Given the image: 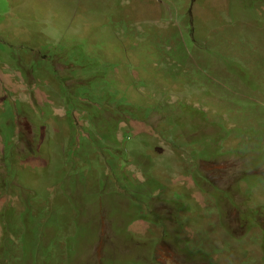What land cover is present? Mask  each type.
<instances>
[{
    "label": "rangeland",
    "instance_id": "1",
    "mask_svg": "<svg viewBox=\"0 0 264 264\" xmlns=\"http://www.w3.org/2000/svg\"><path fill=\"white\" fill-rule=\"evenodd\" d=\"M36 259L264 264V0H0V263Z\"/></svg>",
    "mask_w": 264,
    "mask_h": 264
},
{
    "label": "trees",
    "instance_id": "2",
    "mask_svg": "<svg viewBox=\"0 0 264 264\" xmlns=\"http://www.w3.org/2000/svg\"><path fill=\"white\" fill-rule=\"evenodd\" d=\"M22 218L25 220V222H27V217L25 216V213H23V216H22ZM54 218H55V216H54ZM54 218L53 217H51V218H49L50 220L49 221H47V222H45V227L47 228V227H50V226H52V225H49V224H53L54 222H55V220H54ZM3 223H4V225H5V227H7V229L12 225V221H10V220H3ZM29 229L27 228V230H26V233H25V236L24 237H21V235L19 236V239L22 241V242H18L19 244H21L22 246H21V249L23 248V249H26L27 247H28V245L26 244V237H27V235L29 234ZM25 240V241H24ZM12 241V240H11ZM12 242H14V241H12ZM24 242V245L22 244ZM39 243H40V241H38ZM47 249L45 250V252L44 253H42L39 257H38V259L39 258H43V260H42V262L44 261V259H46V258H51L52 256H54L55 254H56V252H55V244H48L47 246H45ZM21 252V251H20ZM34 252H35V250H34ZM21 255V254H20ZM3 258V257H2ZM38 259H36V260H34L33 261V264H38ZM19 261H20V258H19ZM1 264V263H0Z\"/></svg>",
    "mask_w": 264,
    "mask_h": 264
}]
</instances>
